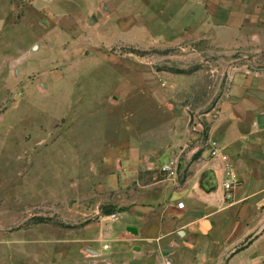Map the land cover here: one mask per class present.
<instances>
[{
    "label": "rangeland",
    "instance_id": "374dc122",
    "mask_svg": "<svg viewBox=\"0 0 264 264\" xmlns=\"http://www.w3.org/2000/svg\"><path fill=\"white\" fill-rule=\"evenodd\" d=\"M235 71H264V0H0V264H32L39 206L97 186L112 141L185 143L187 112L207 149Z\"/></svg>",
    "mask_w": 264,
    "mask_h": 264
},
{
    "label": "crops",
    "instance_id": "0c3cea01",
    "mask_svg": "<svg viewBox=\"0 0 264 264\" xmlns=\"http://www.w3.org/2000/svg\"><path fill=\"white\" fill-rule=\"evenodd\" d=\"M212 112L207 149L193 141L187 112L185 143L112 141L100 169L90 165L97 186L39 206L56 223L49 233L37 225L32 264H264V71L230 72ZM170 159L174 180L160 171Z\"/></svg>",
    "mask_w": 264,
    "mask_h": 264
},
{
    "label": "built area",
    "instance_id": "2783aa9c",
    "mask_svg": "<svg viewBox=\"0 0 264 264\" xmlns=\"http://www.w3.org/2000/svg\"><path fill=\"white\" fill-rule=\"evenodd\" d=\"M212 150H211V156L216 157L219 155V152L217 148L215 147V144H212ZM223 160H226L225 156H222ZM161 173L165 176L166 179L169 180H174L179 176L180 173V168H179V163L178 159H170L167 162H165L161 168H160ZM227 177L228 180L224 183V187L227 190L232 189L235 186L236 183V177L235 175L228 171L227 172ZM179 207H183V204L180 203ZM114 218V216H113Z\"/></svg>",
    "mask_w": 264,
    "mask_h": 264
}]
</instances>
